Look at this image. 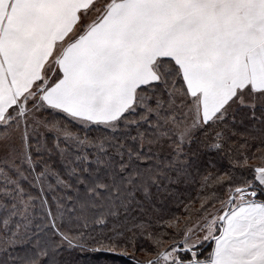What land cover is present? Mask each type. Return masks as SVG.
<instances>
[{
	"label": "snow or ice",
	"instance_id": "1",
	"mask_svg": "<svg viewBox=\"0 0 264 264\" xmlns=\"http://www.w3.org/2000/svg\"><path fill=\"white\" fill-rule=\"evenodd\" d=\"M258 103L264 0H0V250L16 264L10 250L47 228L60 238L39 253L51 264L77 250L75 264H115L105 256L125 255V232L141 227L127 226L138 197L191 165L193 129ZM48 110L105 132L42 118ZM254 172L264 186V167ZM251 183L205 223L208 256L173 246L147 264H264V202L245 199Z\"/></svg>",
	"mask_w": 264,
	"mask_h": 264
},
{
	"label": "trees",
	"instance_id": "2",
	"mask_svg": "<svg viewBox=\"0 0 264 264\" xmlns=\"http://www.w3.org/2000/svg\"><path fill=\"white\" fill-rule=\"evenodd\" d=\"M53 113L87 135L97 136L105 132V129L97 125L87 129L80 128V125L65 114L58 111ZM130 131L128 135H135L134 130ZM119 134L117 132L115 135ZM191 141L190 147L184 149L191 157V165L178 174H171L173 182L164 181L159 187H153L147 196L138 197L139 206L133 208L127 226L137 224L141 227L133 228L131 233L125 232L120 247L116 249L118 253H126L125 255L105 256L106 259L115 260V264H145L154 261L158 253L176 245L179 248L178 255L187 258L191 253L181 251L184 228L205 209L207 202L220 197L227 189L230 195H234L232 190L236 187L244 188L248 181L252 183L246 190L253 188L257 193L254 199L264 202V191L259 182L254 180L253 167L240 164L243 155L251 157L253 150L264 149V105L255 108L254 114L251 108H238L233 118L226 117L210 126H201L196 129ZM128 143L131 144V141ZM217 144L219 147L213 146ZM49 201L54 209L55 204L51 198ZM42 215L43 213L39 214L35 223L43 222L40 219ZM37 239L40 247L36 245ZM59 240L51 229L46 228L25 246L10 250V254L16 264H25V256H35L37 264H51V259H46L39 253L47 250L44 245L57 244ZM125 241H129L127 247ZM104 242L108 243L107 240ZM212 243L213 240H207L200 246L198 252L203 253L200 259L208 256ZM77 252L78 250L59 253L57 264H75L78 259ZM5 261L11 264L8 258H1L0 264Z\"/></svg>",
	"mask_w": 264,
	"mask_h": 264
},
{
	"label": "rangeland",
	"instance_id": "3",
	"mask_svg": "<svg viewBox=\"0 0 264 264\" xmlns=\"http://www.w3.org/2000/svg\"><path fill=\"white\" fill-rule=\"evenodd\" d=\"M261 106H263V105L258 103L256 108L261 107ZM238 108L246 109V108H250V107L237 106L236 104H233L232 107L229 109L226 117L233 118V115ZM51 111L52 110L44 111L42 113V118H47L48 120H53V121L59 122V123L63 124L64 126H67L73 130H76L75 126H72L70 123L64 121L63 119H60L58 116L54 115V113H53L54 111H58V112H61V111H59V110H54L53 112H51ZM61 113H63V112H61ZM63 114H65L71 121H73V119L71 117H69L66 113H63ZM74 122L77 123L78 125H80L78 121H74ZM188 123L189 124L192 123L191 119L188 120ZM196 129L197 128L193 129L192 136H193L194 132L196 131ZM118 132H120V134L117 136L123 135V130L118 131ZM130 132L131 131H129L128 134ZM47 136H48L49 143H51L52 134H47ZM192 136H191V138H192ZM35 139H36V137H33V140H32L33 143H35ZM258 152H260V153H258ZM253 155H254V157H253ZM253 155L251 157L246 156V154L243 155L240 164H244V165H248L250 167H253V171L256 167H264V149L262 150V149L257 148L256 150H253ZM260 186L262 187V190L264 191V186H262V185H260ZM255 189H257V187H255ZM33 191H35V190H33ZM246 192L248 193L245 196L246 200H255L254 197L250 195L251 192H255L253 190V188L250 190H246ZM229 196H230V194H229L228 189H227L226 191L223 192V194L220 197L217 196L214 199H212L210 202H207V203L204 202V203H206L205 209L203 211H201L199 213V215H197L196 218L192 219L190 221V223H188V225L184 228L185 231H184L183 236H182V249H184L188 246H191L192 251H196V252L200 251V249H199L200 246L203 245L207 241V240L206 241L204 240V237L206 235H208L207 229L205 227V223L211 222V220L214 217H218L220 214H222L224 209L231 206L228 203ZM233 197H236V194H234ZM49 198H51V195H49ZM235 202L236 203L240 202L238 197L235 199ZM257 202H259V201H257ZM215 227L219 228L220 224L217 223V225H215ZM185 233H187V235H185ZM213 235H219V232L215 231V232H213ZM186 240H187V244H185ZM27 243H28V241L18 245L16 248L25 246ZM172 247H170L166 251H169ZM175 247L177 249V254H178L179 248L177 245ZM189 253H191V252H189ZM1 258H8V256L4 254L3 250H0V259ZM161 262H163V261H161ZM145 264H147V263H145Z\"/></svg>",
	"mask_w": 264,
	"mask_h": 264
},
{
	"label": "crops",
	"instance_id": "4",
	"mask_svg": "<svg viewBox=\"0 0 264 264\" xmlns=\"http://www.w3.org/2000/svg\"><path fill=\"white\" fill-rule=\"evenodd\" d=\"M214 247H215V242L213 241L211 251H212V249H213ZM211 251H210V252H211Z\"/></svg>",
	"mask_w": 264,
	"mask_h": 264
},
{
	"label": "water",
	"instance_id": "5",
	"mask_svg": "<svg viewBox=\"0 0 264 264\" xmlns=\"http://www.w3.org/2000/svg\"><path fill=\"white\" fill-rule=\"evenodd\" d=\"M233 196V193L231 194ZM230 205V204H229ZM221 215V214H220ZM211 239H209L208 241H210Z\"/></svg>",
	"mask_w": 264,
	"mask_h": 264
}]
</instances>
